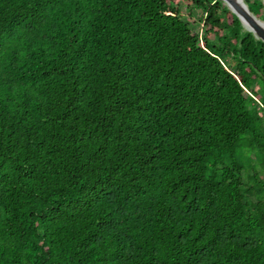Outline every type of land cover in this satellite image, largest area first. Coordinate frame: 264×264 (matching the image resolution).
Instances as JSON below:
<instances>
[{
  "label": "trees",
  "instance_id": "1",
  "mask_svg": "<svg viewBox=\"0 0 264 264\" xmlns=\"http://www.w3.org/2000/svg\"><path fill=\"white\" fill-rule=\"evenodd\" d=\"M0 264H264V41L224 0H0Z\"/></svg>",
  "mask_w": 264,
  "mask_h": 264
},
{
  "label": "water",
  "instance_id": "2",
  "mask_svg": "<svg viewBox=\"0 0 264 264\" xmlns=\"http://www.w3.org/2000/svg\"><path fill=\"white\" fill-rule=\"evenodd\" d=\"M238 15L246 29L264 41V21L259 19L249 8L245 0H224Z\"/></svg>",
  "mask_w": 264,
  "mask_h": 264
},
{
  "label": "rangeland",
  "instance_id": "3",
  "mask_svg": "<svg viewBox=\"0 0 264 264\" xmlns=\"http://www.w3.org/2000/svg\"><path fill=\"white\" fill-rule=\"evenodd\" d=\"M183 10H184V13H185V15H186L188 12H187V9L185 8V6H183ZM256 16H257V15H256ZM257 17H258V16H257ZM196 18H198L197 12H196V16H195L194 18H192V20H194V19H196ZM258 18L264 21V19H262V18H260V17H258ZM193 28H194L195 31H200V30H201L200 25H195V26H193ZM233 71H235V69H233Z\"/></svg>",
  "mask_w": 264,
  "mask_h": 264
}]
</instances>
